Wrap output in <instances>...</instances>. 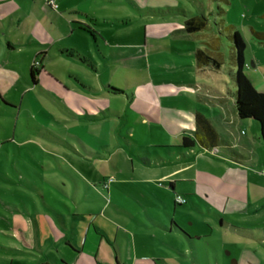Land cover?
I'll use <instances>...</instances> for the list:
<instances>
[{
  "label": "rangeland",
  "instance_id": "374dc122",
  "mask_svg": "<svg viewBox=\"0 0 264 264\" xmlns=\"http://www.w3.org/2000/svg\"><path fill=\"white\" fill-rule=\"evenodd\" d=\"M135 1L137 3H131V0L57 2V13L67 14L71 9L78 11L75 16L69 15L70 21L79 20L83 25L81 28L86 31L83 30L84 35L72 36V40L88 54L92 52L90 44L95 37L94 30L99 31L104 39L117 41L116 34L111 31L117 28L118 21L133 30L131 39H126L145 45L144 51H134L130 57H104L105 61L102 57L95 58L102 63V78L99 79L105 99L101 103L102 110L88 95L70 101V106L75 111L74 105L80 102L95 117H100V121L92 117L87 119L83 114L74 118L65 111L60 95L43 93L40 88L29 93L22 90L8 93L7 97L16 101L17 109L1 104L4 114H0V214L8 218H0V264H60L61 256L75 264L65 246L49 244V240L51 243L56 241L57 233L46 218L41 219L44 252L37 251L34 256L42 254L43 259L48 257L49 261L36 262L25 254H20L19 259L8 257L13 253V243L23 240L22 235L17 237L11 231L21 227L25 216L36 215L37 202L42 206L44 203L54 205V216L70 220L68 228L62 226L59 229L66 228L68 238L80 242L78 250L73 248L75 252L82 249L81 244L89 237L86 236L88 232L99 233V226L110 233L111 239L114 231L122 233L124 229L142 236L148 247L149 261L146 264H264V249L257 241L238 237V233L243 235V230L238 232L237 225L229 227L224 221L220 225L218 216L223 212V205L220 201L213 202L202 186H198L197 195L192 196L191 188L182 184L177 194L185 198L186 203L180 204L176 203L175 195L173 199L169 196L167 188L164 190L157 182L147 180L148 173L152 175L157 168H143L147 160L145 152H150L151 162L156 155L168 158V154L162 152L161 141H174L169 127L149 130L136 123L128 129L119 119V115L129 108L131 120L136 117L139 121L147 120L133 99L130 100V91L135 95L146 83L167 88H178L179 83L187 86L200 84V91L203 90L199 95L209 98L201 86L206 84L224 89V94L234 103L233 54L229 40L234 31H238L246 43V73L251 76L255 89L264 93V41L257 40L253 34V31L264 34V0ZM201 8L205 9L204 16L208 19L207 29L194 35L178 34L182 26L176 25V20H182L184 14L191 12L201 14ZM79 12L87 18L80 16ZM199 48L221 63L219 70L199 67L191 54ZM52 51L55 55L46 57L43 65L63 83L66 73L78 68L69 57H61L55 49ZM35 61L39 62L34 58L31 66ZM113 68L118 72L111 80L109 72ZM41 82L42 85L48 83ZM120 86L127 92L118 90ZM117 92L120 94H115ZM193 95L187 92L190 106L197 102V94ZM80 110L84 113L83 109ZM109 110L115 114L113 117L104 116ZM146 115L153 117V114ZM147 121L151 120L148 118ZM238 125L233 131L252 143H258L248 121ZM182 137L176 136V146H180ZM132 141L141 143V146L135 147ZM93 156H104V159L94 165ZM158 168L162 170L164 166ZM105 173L109 174L106 176ZM106 204L109 208L102 213L101 208ZM231 216L234 221L238 218L235 213ZM96 218L93 224L90 219ZM104 242H109L106 237ZM48 250H52L51 253ZM105 252L104 255L101 253L98 263L110 260L113 252ZM125 253L122 247V264L130 261ZM92 256L85 250L83 259L86 264L92 262Z\"/></svg>",
  "mask_w": 264,
  "mask_h": 264
},
{
  "label": "crops",
  "instance_id": "0c3cea01",
  "mask_svg": "<svg viewBox=\"0 0 264 264\" xmlns=\"http://www.w3.org/2000/svg\"><path fill=\"white\" fill-rule=\"evenodd\" d=\"M132 2L137 3L135 0H131ZM57 9H53L47 0H0V114H4L1 104L10 109H17L16 101L8 98V93L21 90L29 93L40 88L43 93L53 94L55 92V94L60 95L65 111L74 118L77 119L80 114H83L87 119L92 117L93 120L100 121L101 118L95 117L89 109L85 108L84 104L76 103L74 105L75 111H72L70 106V101L88 95L93 104L102 110L101 103L105 100L102 97L103 91L99 82V79L102 78L100 71L102 63L99 60L96 61L95 58L102 57L105 61L106 58L104 57H130V54L134 51H144L146 49L144 48L145 45L129 40L133 35V30L127 29L124 22L118 21L117 28L111 31L116 34L117 41L104 39L100 36L99 31L94 30L92 33L96 38H92L90 44L92 52L88 54L79 43L76 44L72 40V36L84 35V28H81L83 25L79 23V20L70 21L69 18V15H77L78 11L71 9L67 14H62L57 13L55 11ZM74 11L77 13L75 14ZM200 11L202 15H205L204 8H201ZM79 13L80 16L87 18V15ZM193 14L197 13L184 14L182 20H176V25L182 26L177 32L178 34L182 33L184 36H188L204 31L192 34L185 31L186 18ZM109 23L113 27V24ZM54 49L61 57L72 59V64L78 68L74 70L75 72H67L63 83L53 73L46 70L43 65L46 57L55 55L53 54L55 52L52 51ZM152 49L154 50V48ZM116 50L118 51L115 52ZM196 51L191 53L194 57ZM176 52L181 55L179 51L176 50ZM137 56L140 57V55ZM34 58L39 60L41 69H38L39 73L36 80L32 82L30 72L33 67L31 62ZM245 64L246 73L248 68L246 61ZM114 69H110L109 72L111 80L118 72L113 71ZM202 69L212 70L209 68ZM247 75L249 76V74ZM249 78L251 79V76ZM41 80L48 82L47 85H42ZM201 86L205 88L206 94L204 95L209 98L199 95L203 90L201 88L200 91V84L187 86L184 83H179L178 88H167L146 83L143 88L135 92V95L132 94V90L130 91V100L133 99L134 105L139 107L142 115L151 121L146 119L139 121L138 117L131 120L129 108L119 115V119L123 121V125L128 129H131L132 125L136 123L147 127L149 130L169 127V132L173 134L174 141L172 142L170 139L161 141L162 152L168 154V158L163 159L156 155L154 161L151 162L149 160L151 157L150 152H145L147 153V160L143 168L151 170L157 168L158 171L160 170L158 167L164 166L158 173L157 171H151L154 172L152 175L148 173L147 180L157 182L164 190L167 188L171 198L173 195L180 196L177 194V190L180 189L182 184L191 188V191H193L192 196L197 195L198 186H202L213 202L215 200L220 201L223 205L222 213L217 208L221 214L218 216L221 222L220 225H223V221L229 227L237 225L236 230L240 233L243 232V235L237 232L238 237L247 241L255 240L264 249V146L260 139L259 129L254 121L239 118L235 103L227 94H224V89L221 88L220 90L206 84ZM117 89L127 92L121 86ZM187 92L192 95L197 94L195 95L197 102L193 103V106L189 105L191 99L187 96ZM115 94L119 95L120 92ZM80 108L84 110V113ZM196 113L201 114L217 133L219 140L216 144H211L204 131L199 128L195 120ZM146 114H153V117ZM112 115H115L112 110H109L108 114H104L105 117H113ZM245 121L249 122L253 129L252 135L259 140L258 143L255 141V143H252L238 132L233 131L235 126ZM196 134L199 135L201 142H196L192 148L176 146V136L182 135L194 139ZM254 136L253 139H255ZM129 137L133 139L134 136L130 134ZM132 143L135 147L141 146L139 142L132 141ZM92 159H94L93 164L98 165L96 162L102 161L104 156H93ZM131 161H133L132 158ZM168 165L171 167H165ZM105 174L107 176L109 173ZM115 174L117 175V172ZM102 199L105 200L104 197ZM173 203L176 207L175 201ZM36 205V215L25 216L21 227L18 230L11 231L17 237L22 235L23 240L22 243L19 240L13 243L16 248L12 247L11 251L13 253L9 254L8 257L19 259L20 254H25L32 256L36 259V262L38 260L42 263L49 261L48 257L44 260L42 254H39L41 255L39 257L34 256L37 251L39 253L44 252L41 247L43 235L41 219L46 218L57 233L56 241L51 243L49 240V244H55L57 247L65 246L66 252L72 258L71 260L75 261V264H86L83 259L85 250L93 255L90 257L92 260L90 264H122L124 263L122 260V247L125 249L127 260H130L126 261L127 264H146L149 261L146 254L148 249L146 240L127 229H124L122 233L119 230L114 231L111 239L110 233L107 230H101V227L98 226L99 233L93 232L90 234L88 232L86 236L89 237H86L83 244H81L82 249L75 252L73 248L78 250L77 245L80 242L70 240L68 238L69 230L66 228L59 229L62 226L68 228L70 220H66L63 216H60L61 219L54 216L56 211L52 204L44 203L42 206L37 202ZM105 206L101 208L102 213H105L109 208L107 204ZM226 211L228 214H226ZM231 213L237 215L236 221L233 220ZM5 217V215L0 214V218L4 219ZM224 218L226 220H223ZM97 219L90 220L94 224ZM253 230L255 231L253 232ZM102 231H104V234H101ZM104 237L108 239V243L104 242ZM108 250L113 252L110 255V260L98 263L97 260L101 259V253L104 255L105 251ZM50 251L52 250L47 252L51 253ZM60 264L70 263L69 260L61 256Z\"/></svg>",
  "mask_w": 264,
  "mask_h": 264
},
{
  "label": "trees",
  "instance_id": "16d2710c",
  "mask_svg": "<svg viewBox=\"0 0 264 264\" xmlns=\"http://www.w3.org/2000/svg\"><path fill=\"white\" fill-rule=\"evenodd\" d=\"M208 19L202 14H193L186 18L185 31L189 34L197 33L206 29ZM255 38L264 41V34H258L253 31ZM232 47V66L234 71L231 73V79L235 87L234 103L239 118L250 119L254 121L259 129L260 139L264 146V93L255 89L251 79L245 73L244 52L246 43L242 35L238 31H234L229 35ZM195 58L202 68L219 70L221 63L212 58L204 50L198 49L195 52ZM38 68L32 67L30 77L32 82L36 80ZM195 120L211 144L218 142V135L212 128L210 123L199 113L195 114ZM201 142L199 135H195L194 139L183 137L180 142L182 148H192L195 143Z\"/></svg>",
  "mask_w": 264,
  "mask_h": 264
},
{
  "label": "built area",
  "instance_id": "2783aa9c",
  "mask_svg": "<svg viewBox=\"0 0 264 264\" xmlns=\"http://www.w3.org/2000/svg\"><path fill=\"white\" fill-rule=\"evenodd\" d=\"M48 4L53 8V9H57V1L58 0H47ZM38 66H40V63L38 61H35L33 63V67L38 68ZM176 203H180V204H185L186 200L184 198H182L181 196H176Z\"/></svg>",
  "mask_w": 264,
  "mask_h": 264
}]
</instances>
